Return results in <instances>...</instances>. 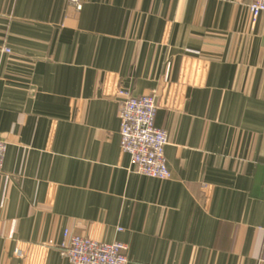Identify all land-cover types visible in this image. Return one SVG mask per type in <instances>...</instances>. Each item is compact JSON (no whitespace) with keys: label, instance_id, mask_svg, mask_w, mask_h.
<instances>
[{"label":"crops","instance_id":"crops-1","mask_svg":"<svg viewBox=\"0 0 264 264\" xmlns=\"http://www.w3.org/2000/svg\"><path fill=\"white\" fill-rule=\"evenodd\" d=\"M253 2L0 0V264H70L66 231L128 264H264ZM120 88L156 95L172 179L130 170Z\"/></svg>","mask_w":264,"mask_h":264},{"label":"built area","instance_id":"built-area-1","mask_svg":"<svg viewBox=\"0 0 264 264\" xmlns=\"http://www.w3.org/2000/svg\"><path fill=\"white\" fill-rule=\"evenodd\" d=\"M77 10L83 7L82 0H69ZM253 22L264 16V0H254L248 7ZM5 52L10 53L8 49ZM120 118V146L130 157V170L146 177L168 181L172 172L165 154L169 144L168 133L156 127V95L141 97L129 91L118 90ZM8 143L0 139V173L3 170ZM60 254L70 264H128L127 246L119 241L101 243L88 237L76 236L66 231L59 246ZM15 255L23 258V252L16 249Z\"/></svg>","mask_w":264,"mask_h":264}]
</instances>
